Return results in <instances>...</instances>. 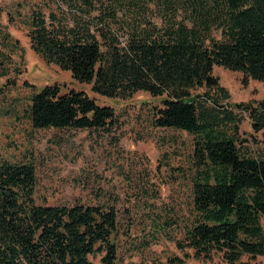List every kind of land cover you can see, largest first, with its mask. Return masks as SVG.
Wrapping results in <instances>:
<instances>
[{"label": "trees", "instance_id": "1", "mask_svg": "<svg viewBox=\"0 0 264 264\" xmlns=\"http://www.w3.org/2000/svg\"><path fill=\"white\" fill-rule=\"evenodd\" d=\"M154 3L160 27L146 21L144 0H56L62 20L31 13L30 47L100 97L144 92L160 99L153 125L193 137L194 217L177 246L198 260L264 259V154L237 144L245 116L264 147V100L223 104L229 95L213 75L219 67L241 73L243 84L264 82V0ZM213 27L220 40L211 37ZM27 117L36 130L107 131L114 122L112 108L56 85L32 94ZM36 185L31 163L0 164V264H92L95 256L117 264L114 206L38 205Z\"/></svg>", "mask_w": 264, "mask_h": 264}, {"label": "rangeland", "instance_id": "2", "mask_svg": "<svg viewBox=\"0 0 264 264\" xmlns=\"http://www.w3.org/2000/svg\"><path fill=\"white\" fill-rule=\"evenodd\" d=\"M154 2L144 0L145 18L160 27L163 20ZM33 11L47 19L53 12L63 19L56 0H0V164L34 166L38 205L114 206L119 227L117 264H169L174 258L181 264H227L217 254L210 260L195 259L192 250L177 246L194 217L193 137L153 125L154 109L161 106L158 98L144 92L127 99L100 97L90 85L46 64L30 47ZM211 37L220 40L221 31L213 27ZM213 75L229 95L223 104L264 100V82L243 84L241 73L219 67ZM51 85L62 94L82 91L97 105L112 108L113 125L107 131L33 129L27 117L30 98ZM239 119L237 144L254 155L264 154V147L252 139L261 135L252 133L245 116ZM90 260L100 264L99 256ZM240 263L264 264V259L245 256Z\"/></svg>", "mask_w": 264, "mask_h": 264}]
</instances>
